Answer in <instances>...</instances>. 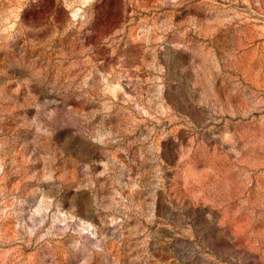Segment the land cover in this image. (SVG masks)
<instances>
[{"label":"rangeland","instance_id":"374dc122","mask_svg":"<svg viewBox=\"0 0 264 264\" xmlns=\"http://www.w3.org/2000/svg\"><path fill=\"white\" fill-rule=\"evenodd\" d=\"M0 264H264V0H0Z\"/></svg>","mask_w":264,"mask_h":264}]
</instances>
